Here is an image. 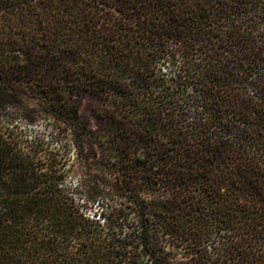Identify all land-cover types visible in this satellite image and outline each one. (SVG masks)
Masks as SVG:
<instances>
[{
    "label": "trees",
    "instance_id": "1",
    "mask_svg": "<svg viewBox=\"0 0 264 264\" xmlns=\"http://www.w3.org/2000/svg\"><path fill=\"white\" fill-rule=\"evenodd\" d=\"M0 264H264V0H0Z\"/></svg>",
    "mask_w": 264,
    "mask_h": 264
},
{
    "label": "rangeland",
    "instance_id": "2",
    "mask_svg": "<svg viewBox=\"0 0 264 264\" xmlns=\"http://www.w3.org/2000/svg\"><path fill=\"white\" fill-rule=\"evenodd\" d=\"M30 136L38 134L48 146L55 152H59L64 158L65 168H67L66 173V184L70 187H75L77 185V174L68 168V164L72 162V148L66 142V140L59 136L57 133L50 131V129L44 125V123H38L37 126L29 128L27 132Z\"/></svg>",
    "mask_w": 264,
    "mask_h": 264
}]
</instances>
